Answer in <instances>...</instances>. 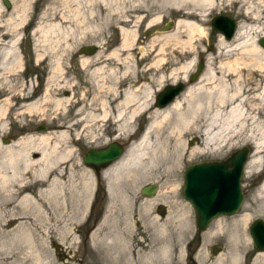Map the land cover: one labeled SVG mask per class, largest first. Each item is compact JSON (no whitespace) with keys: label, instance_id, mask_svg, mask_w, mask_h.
I'll list each match as a JSON object with an SVG mask.
<instances>
[{"label":"rangeland","instance_id":"1","mask_svg":"<svg viewBox=\"0 0 264 264\" xmlns=\"http://www.w3.org/2000/svg\"><path fill=\"white\" fill-rule=\"evenodd\" d=\"M9 1L11 7L7 9L0 0V41L19 36L13 51L20 54L22 67L0 71V105L7 107L6 114L0 115V162L8 146L31 136L36 142L48 136L49 146L58 142L56 153L70 152L57 165L64 172L60 180L62 191L54 198H42L33 188L28 194L34 196L35 203L23 199L25 191H15L19 182L11 177L10 168L3 167L8 180L0 177V264H106V250L91 240L96 227L101 225L103 231L122 229L126 235L136 230L151 240L153 229L144 222L153 219H160L163 225L156 239L164 240L173 249L171 264H219L218 259L228 252V239L217 231L205 236L216 218L196 239L194 211L182 196L183 172L196 162L223 160L242 146L250 147L249 160L255 161L251 171L245 173L244 167L243 203L236 214L217 218L224 225L230 224L247 207L253 214L243 227L236 264H264V259H256L261 251L254 250L249 231L255 219L264 221V195H258L264 181L262 117L220 148L202 143L199 130L185 131L180 147L183 159L173 188H162L152 179L133 181L126 175L112 185L110 193L101 172L96 174L82 161L88 148L103 147L114 140L137 141L149 116L164 109L154 107L157 92L167 84L187 82L200 58L205 61L209 56L211 67L225 61L219 57L213 61L219 33L211 29L212 18L226 15L237 24L247 25L250 22L244 16L246 9L256 10L255 6L264 5V0H213L209 6H199L195 0ZM190 11L196 14L189 16ZM177 19L199 25L202 32H190L186 27L176 30ZM169 20L175 21L171 30L146 35L148 29ZM49 25L55 27L54 32L45 31ZM88 45L97 47L95 54L79 53L80 48ZM3 47L0 44V62ZM84 60L90 66L85 67ZM192 62L195 63L191 69H180ZM96 67L102 69L91 78L89 71ZM251 78L258 79L256 74ZM205 94L202 89L195 96L203 100ZM185 96L191 98L188 93ZM192 96L191 100L194 92ZM183 97L184 92L177 97L181 99L182 112L189 110ZM5 98H9L7 103ZM58 100L61 104L57 105ZM35 101L36 108L25 109ZM140 105L145 108L130 121V109ZM175 115L172 111L171 117ZM116 119L120 121L115 122ZM42 126L47 129L38 130ZM61 131L68 135L60 137ZM5 138H9L7 143ZM31 154L37 159V152ZM258 159H262L260 164ZM131 168L136 170V164H130ZM84 170L89 183L82 185ZM19 171V181L39 179L24 174L30 173L29 169L20 167ZM47 184L39 185L38 190L45 189ZM150 184L156 186L153 197L141 192L143 186ZM190 242L195 248L194 261L188 257ZM217 245L219 248L213 254L212 248ZM152 262L163 264L158 258ZM136 263L141 264L138 260Z\"/></svg>","mask_w":264,"mask_h":264},{"label":"bare ground","instance_id":"2","mask_svg":"<svg viewBox=\"0 0 264 264\" xmlns=\"http://www.w3.org/2000/svg\"><path fill=\"white\" fill-rule=\"evenodd\" d=\"M195 1L198 2L199 6H209L213 2V0ZM255 8L256 10L246 9L244 16L250 23L247 25L237 24L231 39L227 40L222 34H219L216 43L217 56L213 58V61L215 62L218 57L225 59V61H219L218 67H211V58L206 57L205 68L198 80L189 85L184 91L183 99H186L189 110L182 112L181 99L176 98L163 110L155 111L149 116V123L138 140L126 141L128 145L123 155L101 171L102 176L108 181V191L110 193L113 192L112 185L126 175L130 176L133 181L156 180L165 189L175 187L177 170L183 159V152L180 149L183 143L182 136L188 129L199 130L202 143H211L216 148H220L228 144L233 136L239 135L244 128L255 124L260 117L264 119V49L258 43L259 38L264 37V5L260 4ZM188 14L193 16L196 13L190 11ZM182 27L188 28L190 32H194L196 29L202 32L199 25H193L187 20L177 19L175 29L178 30ZM54 30L55 27L49 25L45 31L54 32ZM177 37L178 34L174 36V38ZM6 38L0 41V44L4 46L0 71L21 69V56L13 51L18 43L19 36L9 37L5 40ZM10 58H12L11 61H9ZM84 61L85 67L90 66L86 60ZM194 63L184 64L180 69L187 71L192 68L191 65H194ZM101 69L102 67H96L90 70V77L96 76ZM56 72L57 69L54 70V73ZM186 74L185 72L183 76L185 77ZM255 74L258 79L253 81L251 77ZM202 89L206 91L203 100L195 96L196 92ZM193 92L195 97L191 100ZM186 93L191 98L185 96ZM3 101L7 103L9 98H5ZM37 102L28 104L25 109L36 108ZM58 104H61L59 100ZM140 106L130 109L128 116L130 121L145 108L144 105ZM6 111V104L0 105V115L6 114ZM172 111L176 112L173 117H171ZM121 119L124 122L127 121L125 116H122ZM119 121L120 119H116L115 122ZM67 135L66 131L60 132V137H66ZM49 138L43 136L39 138L41 141L37 142L32 136L19 138L14 145L6 148L3 156L4 160L0 162L1 179L6 181L8 176L3 173V167L10 168L12 171L11 177L16 178V181L19 182V186L15 191L17 193L23 191L27 193L23 197L25 201L29 200L35 203L34 196L28 194L33 188L39 192L42 198H54L57 192L62 191L63 186L60 180L64 176V172L59 171L57 165L58 162L67 158L66 156L70 151L56 153L58 142L56 140L54 145L49 146ZM216 138L219 140H216ZM33 152L38 153L37 159L32 157L31 153ZM254 162L249 160L246 163L245 173L255 167ZM261 162L262 159H258V163ZM130 164H136V170L130 169ZM20 167L21 169L31 170L30 173H24H28L29 178L37 176L39 179L34 178L31 182H23L24 179L19 181L22 179H18L22 176L19 171ZM35 167H38V169H35ZM86 172L84 170L81 173L82 185L89 183ZM90 180L93 181L92 176ZM47 182L45 189L38 190V187L45 185ZM258 195L261 197L264 195V181L260 185ZM255 212L260 213L261 211L255 210ZM252 214L246 207L245 213L233 217L231 223L227 225H224L221 219L216 218L208 229V233H205L206 236V234L209 235L216 231L222 232L228 239V252L218 259L219 264L237 263L241 251L239 246L241 233ZM129 221V223H132V220ZM144 224L151 226L153 229L151 240H148L136 230L126 235L122 229L117 228L103 231L101 225L91 232V240L94 243H99L106 250L103 253L106 264H137L136 260L140 261L141 264H154L152 262L153 258L163 260V264H171L174 258L171 245L162 239H156V236L159 237L158 233L163 231L160 219H153L144 222ZM248 239L250 238L248 237ZM256 259H264V250L256 255Z\"/></svg>","mask_w":264,"mask_h":264},{"label":"water","instance_id":"3","mask_svg":"<svg viewBox=\"0 0 264 264\" xmlns=\"http://www.w3.org/2000/svg\"><path fill=\"white\" fill-rule=\"evenodd\" d=\"M7 9H10L9 0H2ZM175 21L169 20L161 26L148 29L146 35L155 32H166L174 28ZM237 22L226 15H217L211 21V29L214 33L222 34L227 40L235 33ZM258 43L264 49V37L259 38ZM97 51L95 45L84 46L79 53L93 55ZM205 68V61L200 58L194 72L186 81H179L165 85L154 98V107L163 109L169 106L186 88L195 83ZM46 126L38 130H46ZM9 138H5L7 143ZM192 142H190L191 144ZM128 142L114 140L103 147L88 148L82 157L85 165L95 172L105 169L111 163L120 158L127 148ZM251 153L249 146H242L234 150L224 160L201 161L189 165L183 172L182 196L190 204L194 211L196 231H205L209 224L219 216L236 214L243 203L244 193L241 179L244 166ZM143 195L153 197L156 192L154 184L145 185L141 188ZM250 236L255 251L264 250V221L255 219L249 228ZM217 246L212 248L216 253ZM219 248V247H218Z\"/></svg>","mask_w":264,"mask_h":264},{"label":"flooded vegetation","instance_id":"4","mask_svg":"<svg viewBox=\"0 0 264 264\" xmlns=\"http://www.w3.org/2000/svg\"><path fill=\"white\" fill-rule=\"evenodd\" d=\"M94 172H95V170H94ZM96 174H98L97 172H95ZM99 173H100V171H99ZM94 203H95V201H94ZM160 210V208L158 209V211ZM196 239L198 238V236L200 235V233H198L197 231H196ZM191 245H192V243L190 242L189 244H188V247H187V251H189V255L190 256H188L189 257V259L191 260V261H193V257H192V252L194 251V249L195 248H193L192 249V247H191ZM191 250V251H190Z\"/></svg>","mask_w":264,"mask_h":264}]
</instances>
